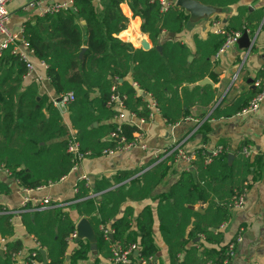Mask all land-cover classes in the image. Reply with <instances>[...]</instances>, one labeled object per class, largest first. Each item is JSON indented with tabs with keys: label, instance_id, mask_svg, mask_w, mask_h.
I'll return each instance as SVG.
<instances>
[{
	"label": "trees",
	"instance_id": "1",
	"mask_svg": "<svg viewBox=\"0 0 264 264\" xmlns=\"http://www.w3.org/2000/svg\"><path fill=\"white\" fill-rule=\"evenodd\" d=\"M122 1L104 0V10H100L93 0H74L72 7L49 11L24 29V41L33 55L46 64L57 97L73 93L74 99L66 108L75 130L73 136L55 101L41 93L37 83L25 84L28 63L15 51V45L0 55V168L6 169L20 187L36 190L68 176L75 164L74 154L69 151L73 137L87 158L99 157L106 150L119 151L136 142V134L142 131L137 120L152 118V104L167 124H175L196 116L192 107H205L207 112L218 101L215 88L200 85L199 81L216 75L214 58L227 35L216 30H210L206 38L196 34L193 45L177 38L162 41L164 32L179 34L184 30L189 21L186 11L174 3L164 11L158 0H129L134 15L143 20L142 31L153 43L148 50L137 48L118 38L128 25V18L120 9ZM199 1L227 12L243 0ZM263 19L264 6L252 10L240 5L235 14L226 17L223 27L228 33H244L258 28ZM217 21L222 22L219 14L212 19ZM158 45L163 47L161 51L156 48ZM257 92L254 88L244 90L232 100H222L210 114L201 112L198 117L236 115ZM127 112L136 121L119 120ZM220 146L223 151L210 161L206 149H198L193 167L160 195L157 217L171 264H225L229 243L234 239L223 244L225 236L220 228L229 221L236 199L245 195L254 162L244 152L245 146L229 164V147L225 142ZM176 158L173 153L137 177H133L136 171H119L113 181L97 179L93 190L103 192L100 201L90 197L92 188L86 180L77 183L76 211L94 227L97 254H93L87 240L79 238L75 239L76 248L70 250L77 222L64 202L52 201L44 209H35L31 201L26 202L20 213L23 224L46 250L47 264H79L91 253L92 264H104L114 258L117 245L124 250L132 245L139 247V257L131 258L129 264L141 260L159 264L153 261L159 248L151 210L143 209L136 219L138 231L134 233L138 238L131 231L133 210L128 207L121 217L117 215L124 203L151 196L168 176ZM115 182L121 184L115 186ZM10 192L9 184L0 181V196ZM197 204L205 208L191 207ZM13 217L0 206V239L6 241L0 264H16V257L22 253L26 264H42L43 257L37 249L23 252L24 244L13 239ZM105 229L112 231L113 240ZM200 234L205 240L193 243L191 240ZM35 250L37 255L32 256Z\"/></svg>",
	"mask_w": 264,
	"mask_h": 264
},
{
	"label": "crops",
	"instance_id": "2",
	"mask_svg": "<svg viewBox=\"0 0 264 264\" xmlns=\"http://www.w3.org/2000/svg\"><path fill=\"white\" fill-rule=\"evenodd\" d=\"M33 2L35 4L32 6ZM73 3L74 0H12L8 4V27L18 35L19 50L28 53L29 59L33 64V69L30 72L28 70L24 76L25 84L27 85L31 82L37 83L41 93L47 94L52 100L58 97L52 88L50 77L47 74V66L45 63L40 62L26 44H24L23 32L28 24L35 23L40 16L49 12V8L53 6L72 7ZM93 4L100 10H104V0H93ZM240 5H246L254 10L263 7L264 0H243L238 5L232 6L229 11L221 12L219 14L222 20L221 26L224 25V20H226L228 15L237 12ZM120 9L128 18V25L118 34V38L124 42L131 43L137 48H143L141 42L146 38L151 44L150 48H152L153 43L148 34L142 31L143 20L140 16L134 15L129 0H123L120 3ZM214 16L199 22L189 20L181 33L177 34L173 32L176 34L175 36H171V32H164L162 41L177 38L193 45V37L196 34L202 38H206L210 30L215 31L217 26L212 22ZM247 31L252 40L250 48H242L236 41L225 51L219 55H215L216 75L211 78H204L209 79L211 83H201L204 79L199 81L200 85L210 84L215 88L219 97L216 104L207 112L205 107L194 106L192 109L196 116L175 124H167L155 105L152 118L149 121H143V119L137 120V124L142 131L136 134V145L121 149L113 154L85 158L76 170L73 169L61 181L36 190H27L20 187L18 181L11 177L6 169L0 168V181L8 183L11 187L9 194L0 196V206L14 215L15 232L13 239L20 240L24 244L23 252H29L32 249H37L39 246L36 240L28 233L22 221L20 209L25 199H28L34 205H38L40 200L47 196H50L54 201H62L78 223L81 217L76 211L75 203L79 199L75 197L77 194L76 186L80 180H86L90 184L92 188L90 190V197H96L97 201H100L103 198V192L93 190L97 179L108 178L113 181L119 171H136L137 173L133 177H137L160 162L163 159L162 154L167 150L174 149L176 151L182 148L187 153H191L204 148L207 152H211L218 148L222 142H225L229 147L230 153L234 154L232 161L229 160L228 156L229 164L233 163L236 156H238L239 150L241 148L243 150L245 146L248 147V157H250L254 164L249 173V183L244 195V206L237 207L233 204L229 221L220 228L225 236L223 244H228L230 240L235 239L238 231L242 230L243 239L239 242L236 254L233 256L230 264H264V100L257 110L240 112L228 118L209 119L208 116L204 118L198 117V114L201 112L210 114L224 99L232 100L244 90L249 88L256 89L254 80L264 67V19L258 28ZM2 39L3 36L0 35V42ZM236 73H238L237 78L234 77ZM119 81H122V79H119ZM142 94L143 96L147 95L146 92H142ZM146 97L149 96L147 95ZM61 110L66 123L71 129L70 134L73 136L75 130L72 129L67 109ZM126 118L135 120V116L128 112L125 117H120L119 120ZM95 123L98 126V122ZM192 167L193 162L189 163L187 160L179 159L174 163L164 182L153 191L151 196L142 201H128L119 209L118 217H121L128 207L133 210L132 218L134 222L131 231H133L134 238H138L134 231L137 230L136 219L139 213L143 209L148 208L151 210L154 218L153 234L159 248L156 256L159 264H171L169 252L164 243L157 217L160 195L165 191H169L175 182L181 180L183 172ZM128 180L124 182H128ZM120 184L114 183L115 186ZM191 207L199 210L205 208L202 204ZM204 240L205 236L200 234L196 235L191 241L193 243H201ZM76 246V241L70 239V250H74ZM133 254L134 252L131 253L130 259ZM1 256H5V250L4 255L1 254ZM68 256L70 257V255ZM183 256L184 254L180 255V260H182ZM15 261L16 264H26L24 253L18 255ZM92 262L93 254L91 253L87 260L81 261L79 264H92ZM104 264H116V261L114 258H111L110 261L104 262ZM200 264H203V262H200Z\"/></svg>",
	"mask_w": 264,
	"mask_h": 264
},
{
	"label": "built area",
	"instance_id": "3",
	"mask_svg": "<svg viewBox=\"0 0 264 264\" xmlns=\"http://www.w3.org/2000/svg\"><path fill=\"white\" fill-rule=\"evenodd\" d=\"M12 0H0V35L3 36L2 41L0 42V55L3 53V51L7 48H9L11 45H15V51L18 52L21 57L28 63V68H29V72L33 69V64L29 59V54L26 52H23L21 50H19L18 48V35L14 32H12L9 27H8V18H9V10H8V4L9 2H11ZM161 2L162 4V9L164 11L168 10L169 6L171 3H174V1L171 0H158ZM35 4V2L32 3V6ZM65 6H57V7H51L49 8L48 11H54L57 10L59 8H64ZM220 21L214 22V25L217 26V28L215 29L217 32L220 33H225L227 35V40L225 42V44L222 46V48L219 50V52L217 53V55H219L221 52L225 51L230 45L234 44L241 36H242V32L241 31H234V32H226L225 28L223 27V25H220ZM24 44L27 43L24 41ZM235 78L238 77V73L235 74L234 76ZM254 85L256 87V89L258 90L257 94L255 95V97L251 100V102L249 103V105L242 111V112H251V111H255L258 109V107L260 106L261 102L264 100V67L262 70V74L260 77H257L254 80ZM61 98L60 101H57V98L54 99L55 104H57L60 109L65 110L67 108V105L69 102H71L74 99L73 93H68L64 96L59 97ZM153 108L155 107V104H152ZM121 118L124 117V114H121L120 116ZM143 121H145L143 119ZM136 142H133L129 145H127L124 148H130L133 147L134 145H136ZM124 148H120L124 149ZM69 151L72 152L74 154V167L73 169L76 170L80 163L87 158L86 157V153L82 152L80 150L79 147V143L77 142V140L75 139V137L72 138V140L70 141L69 144ZM174 149H170L165 151L162 156L163 159L173 153H176L177 156V161L179 159H183V160H187L189 163H192L195 159H196V152H191V153H187L186 151H184L182 148L177 149L175 152ZM223 151V147L219 146L218 148H216L215 150L208 152L209 156H208V161H210L212 156H217L218 154H220ZM115 150H106L105 154H113L115 153ZM244 152L246 153L247 156H249V151H248V147L244 148ZM162 159V160H163ZM54 201L50 196L44 197L42 200H40L38 205H35V209H44L46 207H48L49 203ZM26 202H28V199H25L21 205V211L22 208L25 206ZM245 203V196L241 195L239 198L236 199L234 205L237 207H243ZM54 206H57L54 205ZM105 232L109 234L112 233V231L110 229H105ZM77 237V231H75L74 233H72L71 235V239H76ZM243 239V233L242 230L238 231V234L236 236V238L231 241L229 243L228 249H227V258L224 260V263H228V259L229 258H233V256L236 254V250H237V246L239 244V242H241ZM5 239H0V248L5 250ZM39 247V246H38ZM38 250V249H37ZM136 250H139V247H137L136 245H132L129 249L124 250L121 248V246H116L115 248V255H114V260L116 262L122 261L126 264H129L131 259H130V254ZM20 255V254H19ZM37 255V251H32V256H36ZM139 264H146L145 260H141L139 262Z\"/></svg>",
	"mask_w": 264,
	"mask_h": 264
},
{
	"label": "water",
	"instance_id": "4",
	"mask_svg": "<svg viewBox=\"0 0 264 264\" xmlns=\"http://www.w3.org/2000/svg\"><path fill=\"white\" fill-rule=\"evenodd\" d=\"M175 2V5L178 7L183 8L188 14H189V20L192 22H199L204 19H208L216 14H220L222 12V9L211 5V4H204L199 0H171ZM226 22V20H224ZM171 36H175L176 34L171 32ZM238 44L242 48H250L252 40L250 38V35L248 31H245L242 36L237 40ZM141 45L144 49H149L151 47V44L148 42L146 38L142 40ZM159 50L162 49L160 45L157 46ZM201 83H211L209 79H204L201 81ZM145 95V93H143ZM118 94H116L117 96ZM61 98H57V101H60ZM97 126V123L94 124ZM234 158V154H229V160L232 161ZM77 237L79 239L87 240L90 244V249L92 250L93 254L98 253V239L96 232L90 222V220L86 217L81 218L77 223ZM110 238L113 240L114 235L113 233L110 234ZM38 251L41 253L43 257V264H47V253L46 250L42 247H37ZM0 254L4 255V249L0 248ZM140 254L139 250L134 251L133 257H138ZM70 257L68 256V259ZM153 261H157V258L155 257Z\"/></svg>",
	"mask_w": 264,
	"mask_h": 264
}]
</instances>
